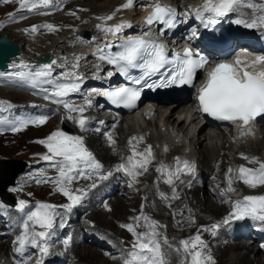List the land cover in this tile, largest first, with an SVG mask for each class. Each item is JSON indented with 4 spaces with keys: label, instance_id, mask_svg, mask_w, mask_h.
<instances>
[{
    "label": "bare ground",
    "instance_id": "obj_1",
    "mask_svg": "<svg viewBox=\"0 0 264 264\" xmlns=\"http://www.w3.org/2000/svg\"><path fill=\"white\" fill-rule=\"evenodd\" d=\"M66 1L67 0H54V4L61 5ZM171 1L180 3V5L183 6L185 5L184 0ZM190 1L192 3V5L190 6H193L191 8L192 10L200 6L198 1ZM78 2L76 4H65L63 10H65V12L68 11L69 14L75 13V15L78 16L77 18L80 19L82 23H87L89 19L81 15V11L86 10L93 15L95 20L92 22L90 20V24L88 26L85 25L78 27L80 25L77 24V28L73 33L66 32L62 34L61 31H55V34L60 35L61 37L48 39L47 36L44 35L47 32L46 28L37 31L36 33L26 31L32 26H39L40 28H42V25L45 24H51L55 28L61 29L65 24H67L68 20L62 18L56 12L41 15L36 18H28L29 20L25 21V24L21 27L12 26L11 31H17L20 33V36L16 38L17 40H19L17 42L19 44H27L29 49V51L27 52L23 48L24 50L17 60H37L43 57L45 54L49 53L51 57L59 58V64L53 67V76L55 77V79H61L66 72L72 71H76L81 77L83 75V71L84 73H86L87 69H85V67L89 66V62H79V67L76 69L71 67V65L76 62L74 58H81V54L85 50L84 48L79 46L80 42L76 41V37H78L80 32L83 30H90L93 36H100L104 32L101 31L97 27V25L108 27L113 23L129 24L131 20H133V22L136 21V23L139 24V21L144 16L146 7L149 4V0H134V6L131 9H122V5L126 3V0H80ZM253 2L259 4L258 2H264V0H253ZM55 7L57 6H54L50 9H54ZM117 9L121 10L117 11ZM19 10L14 13H18V15H15V18H19L20 13L21 16L26 15L25 13L27 11ZM109 15H114V17H116L117 19H112L109 21H103L102 19H100ZM138 19L140 20L138 21ZM2 36L11 38L9 34H2L0 37ZM48 42H50V44L45 46ZM69 52L71 53L68 57L67 55ZM72 55L74 57H71ZM16 61H14L10 65L9 71L4 72L3 75H0V83H3L5 81L4 75H6L7 73H14L15 71L19 70L12 67V65L16 63ZM65 80H69V78H65ZM85 88H87V86L80 88L79 91ZM76 93L77 92L71 93L63 99L74 107H84L85 111L83 113V118H85L87 121L85 126L86 130H82L76 122L81 118V114L79 112L69 113L62 104H56L53 102L51 105H46L41 99H33L24 92L9 91V93L6 94V90L0 89V101L12 105V107L7 111L0 112L1 135L3 133L13 134L14 132L10 130L11 127L17 125L20 121L37 119L41 116H46L48 117V119L53 118L56 121L59 120L58 129L59 131H62L61 128L64 120V125L69 126V129L73 130V133L75 134L67 132L65 133L70 136L81 137L84 140L87 149L92 152L96 160H98L102 165V169L100 170V172L94 173L93 178L99 180L96 184V187L92 188L84 196L82 202L74 207L70 213H63L56 217L57 228L62 230L65 235L68 236L70 234L72 235V237H75L83 236L87 229H89L90 231L92 230V227L96 225L95 228L98 231L99 236L106 235L110 240H113L112 243H114L115 248L118 250L120 249L118 254H120L121 258L124 257L125 259L128 252L120 248V238L117 237L118 234L116 233L117 229L115 226L117 224H131L133 221H135L134 218L137 217V213L142 211V214L146 215L151 220H154L155 217H165L170 219V222L167 225L159 223V225L163 227L158 228V232L159 230L165 231L167 228L173 230V232H180L181 226H196L197 224H199L200 231L194 229L191 236L197 234L198 231L199 233H202H200V235L204 237V239L206 240L205 242L208 244V252H210L213 258H217L218 256L217 261H215L216 264H264V260L260 257L259 252L255 249L248 248L240 243H237L234 246L227 245L223 240L221 233H219V235L217 233L215 236H213L211 231H202L203 228L210 229L212 223L220 224V220L225 217L226 214H228V212L230 211V205L233 203V200H231L229 197L226 198V194L221 195L222 190H225L228 187V179L226 176H224L223 173L225 163L228 160H233L234 162L231 164V167L236 169L238 167H244L241 165V159H237L242 157L243 155V157H247L249 159H258L257 168H246L253 170L258 169L260 167L259 163L262 164L263 162L261 158L262 154L260 153V148H256V146L261 143L260 139L256 141L246 139L234 143L222 131L211 130L207 127L206 124L201 125L200 120L196 116L189 122L187 116L188 106L183 103L171 101L161 104L160 106L152 110L150 112V115L153 114L154 116L151 117L150 120L145 122L136 121L130 124L126 123L127 126L122 122L120 123L119 129L113 131L111 129V126L104 125H112L114 122L109 120L105 121V123L102 124L99 112L93 109L91 104L88 105L87 101L85 103H82L78 99L79 95ZM42 99H44V96H42ZM168 111L169 114L167 115ZM69 115H71L73 119H68L67 117ZM101 126L104 127L99 130V127ZM35 127L38 128V126L35 125H29L27 128H25L30 132L27 130L25 137L22 138L21 141H17L15 144L16 146L11 147L12 152H14L15 149H19V145L28 143L35 144L36 147H40L41 144L36 143V141L46 139L49 135L55 132V130L49 129V132L44 134L46 131H34ZM259 129L261 134L264 136V124L261 125ZM138 131H141L146 137L145 143H141L137 139H132L133 137H135L134 134ZM109 135H111L112 139L115 141V144H111L109 142ZM130 140H132V144L135 145L137 151H144L147 146H151L155 157L152 163L149 165L148 171L143 175L137 177V180L135 182H133L132 178L126 175L123 171L115 174L112 173L114 165L118 166L122 163H126L127 157L131 155L132 149L129 145ZM185 142L187 145L183 146V150H188L187 154L194 158V164L196 166L195 174H181L180 179L174 181V184L171 186L166 184L165 182L162 183L158 178V172L156 171V168L161 164H164L169 168L174 169L175 167L173 166V157L182 153L179 152V149L181 147L179 145L182 143L184 144ZM164 145L168 147V151L166 152L164 151ZM120 149L123 150V155H120ZM236 149H238V151L234 154V150ZM229 150H231L232 153L228 156L226 152ZM155 162L157 163V166H154ZM17 168H19V166L15 164H5L4 162L0 163V174L6 175L4 181H2L0 177V194L6 201H8L7 197L2 193L1 188L5 181L8 180V175L15 172ZM109 172L112 173L110 176L107 175ZM214 174L216 175L213 176ZM231 174L236 175L237 171H233ZM159 175L163 179L166 178L161 174ZM206 175H209V177H211L208 178L206 177ZM99 176H107V178L99 179ZM25 177L24 179H21V181L24 183L23 185H25L26 187H30V189L35 192H42V190H45V188L54 187V184H32L29 182L31 179H25ZM123 177L127 178L124 179ZM199 177H203L205 179L203 186H200V184H198ZM145 178L151 183V188L145 194V198L143 199V201H140L139 199L136 200L134 198L130 199L129 197L131 195L138 193L137 185ZM113 180L116 181V187L114 188L112 193H107L105 185L107 182H111ZM194 180L196 181V184H193L195 183L193 182ZM86 181L87 180L83 178L78 179L75 182V186H73L74 189H83L84 186H87L88 183H90H87ZM181 181L183 182L181 183ZM126 183H129L131 185V190L126 189ZM207 183L209 184L208 188L203 190V187ZM210 186L215 187H212V190L210 191ZM232 187L235 190L238 187H243L246 192L248 190L251 191V189H254L258 191L256 193L254 192L255 196H264L262 191H260L264 190V186L250 188L242 181L233 179ZM173 188H175V191L178 195V198L176 199L172 198ZM14 189H16V194L19 195L23 188L18 187ZM200 192L203 194L202 199L199 196ZM161 194L167 197V199H162ZM46 195L48 196L49 194L47 193ZM120 196L122 198H120ZM107 197L112 198L109 204L103 205ZM125 201L128 202V205L134 203L133 201H135V203L138 202L135 210H131L130 212L132 213L130 220L128 212L129 207L125 205ZM41 203H45V201ZM0 204H2L1 200ZM5 209L6 212L4 211V214H0V228H2V231H4L3 234H0L2 236L7 235V239L9 240V242L5 241L0 244V258H3L9 264H19L24 258L23 255L27 253L28 249L27 247L22 256L16 251V249L19 247L17 243L18 237L23 234L22 222L24 219H26V216L22 215L21 213L16 216L11 209ZM30 210H35V208L33 207ZM109 216H112V222L106 220V217ZM2 218L4 220H2ZM62 218L64 220L65 226L63 228H60L59 224ZM189 218H191L194 223H189ZM206 218L207 220H205ZM80 219V224H82V226L77 225ZM114 219L119 220V222L115 221ZM87 221L89 222L85 223ZM114 223H116V225H114ZM140 224L143 225L142 223ZM221 231L226 233V229H223ZM124 235L127 237L128 234L123 230V237ZM162 236L164 238H167L170 245H174L176 247H179V241L186 238V235L183 237H177L166 236L162 234ZM1 241L2 239L0 238V242ZM84 244L85 245L82 248H75L76 252L75 250L73 252V254H75L74 258L68 262L69 264H120L119 262H116L117 257L113 256L114 253L111 254L112 256L108 255V253L105 251V246H102L101 248L99 246H95V248H93L94 245H90L88 241H86ZM215 244L216 246L214 247ZM68 246L70 245L68 244ZM71 246L73 247L77 245H74L73 243ZM165 247H168V245H166ZM64 249H66L67 251L66 246H64ZM242 249H247V252L245 254L237 252ZM168 250L170 252V255L166 257V259H168L169 261L168 264H177V262L181 263L185 260L184 253L182 251L177 252L175 251V248L169 247ZM102 251L104 252L105 256ZM252 255H254L255 257L252 258ZM14 259H16V262H14Z\"/></svg>",
    "mask_w": 264,
    "mask_h": 264
},
{
    "label": "snow or ice",
    "instance_id": "obj_2",
    "mask_svg": "<svg viewBox=\"0 0 264 264\" xmlns=\"http://www.w3.org/2000/svg\"><path fill=\"white\" fill-rule=\"evenodd\" d=\"M10 2L12 0H3V3L6 4ZM18 2L20 10H27L28 12L58 6L54 4V0H18ZM133 6L134 0H126V3L122 5V9H131ZM151 7H153V11L145 20V24L150 29L157 23L166 25L168 29H173L176 26L174 19L176 12L174 9L160 3H154ZM239 8H249L252 10L253 15L249 19H244L243 13H239L241 18L235 19L234 23L249 29L264 30V4L254 3L253 0H204L202 7L197 9L195 14L197 19L201 20L207 28L210 25H215L221 18L228 16L230 13L237 12ZM120 10L117 9V11ZM40 14L47 13L41 12ZM71 15H75V13H71ZM113 18L114 15H109L100 19L109 21ZM130 26L127 23L116 24L113 27L97 25L105 34L113 36ZM42 27L50 32L59 30L51 24H45ZM26 31L36 33L38 27L32 26ZM145 35L149 36V39L135 38L122 41L115 45V47L120 49L116 52H112L111 48L113 45L108 44L104 48L99 49L98 53L94 55L100 61L113 65L117 71L125 76L128 75L130 69H140L143 75L140 79L134 81L136 84H140L141 80L154 76L160 73L161 69L167 67L168 72L171 74L159 83L147 84L146 86L151 89L171 87L173 85L177 87L184 85L194 87L196 74L208 64L207 58L198 51L194 52L191 47H185L182 55L177 52L169 57L164 44L158 43L151 38L149 33ZM193 35H195V32H193ZM74 59L76 62L71 67L76 69L79 67L80 57H75ZM56 64V60L38 66L20 61L12 65L14 69H19L12 75L28 83L33 88L41 84H53L54 90L47 93L44 99L51 100V102L56 104H62L69 113L79 112L81 118L76 122L82 130H86L87 121L83 118L84 107H74L63 99L71 93L78 92L80 84L77 82L54 83L51 78L53 76V66ZM240 64L241 61L239 59L234 61V63L222 62L215 64L207 72L206 82L198 89L196 99L200 112L207 114L214 120L226 121L236 125L240 127L241 135H249L251 134V126L256 121V118L264 116V72L252 75L247 71H242L239 68ZM259 64H264V57H257L256 60L251 62L250 66ZM0 75H3V73H0ZM64 75L66 79L71 78L73 81L82 79L76 71L66 72ZM45 92H47L46 89ZM105 95L112 104L132 109L136 107L137 101L140 99L141 90L120 87ZM87 104L90 105L91 101H87ZM11 107V104L0 101V111H7ZM67 118L73 119L71 115ZM47 119L48 117L41 116L37 119L23 120L12 126L10 130L18 133L29 125L41 126L46 123ZM108 139L111 144H115L111 135H109ZM132 139L135 140L136 138L133 137ZM36 143L43 145L47 149L48 154L43 155L41 159L48 162L57 171L58 175L49 179L56 185L55 191L60 192L69 201L62 207L65 214L70 213L74 207L82 202L87 194L82 189L73 191L70 186L78 179H91L92 173L100 172L102 165L96 160L92 152L87 149L81 137L70 136L63 131L57 130L46 139L38 140ZM129 145L132 149L131 155L127 157L126 163L117 166L116 171H123L135 182L137 177L148 171V167L155 157L151 146L144 151H137L135 145L132 144V140L129 141ZM243 158L247 159V157ZM195 170L196 166L194 163L181 161L179 158L176 159L174 169L164 164L156 168L158 173L166 177L164 182L170 186L174 184V181L180 179L181 174L194 175ZM232 171V169L228 170L229 173H232ZM236 171L237 175L235 177L229 176L227 178L228 187L222 190L221 195L235 191L232 187L233 179L242 181L250 188L264 186V163L260 164V167L255 170L240 167ZM111 174L109 172L107 175L110 176ZM106 178L107 176H99V179ZM91 187L94 188L96 185L92 184ZM12 190L15 191L16 189ZM161 198L167 199L163 194H161ZM172 198H178L175 188H173ZM3 207L4 205L0 204V208ZM26 209H29L27 202L19 200L17 211L26 216V219L22 222L23 234L18 237L17 243L19 247L16 251L22 256L26 248L31 246L38 248L41 256H46L49 249L48 241L55 232L57 226L56 217L60 213L57 212L56 205L47 203H37L35 210L26 211ZM245 218L264 224V196H245L242 201L235 202L233 211L223 220V224L229 225L233 221ZM134 220V224L120 225L134 237L132 249L128 251L123 264H168L160 242L161 233L157 231L158 228L163 226L158 225L155 220H151L143 214L135 217ZM141 220L144 221L143 225L140 224ZM189 223H194V221L189 218ZM64 226L62 218L59 227L63 228ZM140 227L146 228L147 231L138 232L137 228ZM220 227V224H212L210 229L203 228L202 231H211L212 235L215 236ZM37 229L40 230L37 231ZM163 243L170 248L172 247L166 237ZM64 244L67 247L69 241L65 240ZM179 245L180 247L176 248V251H182L185 256L182 264H216L210 252H208L207 243L202 239L199 232L189 239L179 241ZM22 264H28L27 260L22 261Z\"/></svg>",
    "mask_w": 264,
    "mask_h": 264
},
{
    "label": "rangeland",
    "instance_id": "obj_3",
    "mask_svg": "<svg viewBox=\"0 0 264 264\" xmlns=\"http://www.w3.org/2000/svg\"><path fill=\"white\" fill-rule=\"evenodd\" d=\"M78 1H80V0H70V1H66V2H64V3H62L61 5H58L57 7H55L54 9H36V10H34V11H32V12H29L28 13V11L27 10H19V2H18V0H12V2H10V3H7V5H6V3H3V0H0V36L2 35V34H9L10 36H11V39L14 41V43H16V44H19L17 41H19V40H17L16 38L17 37H19L20 36V33L19 32H17V31H11V29H12V26H19V27H21V26H23L24 24H25V21H27V20H29L28 18H36V17H39V16H41V15H46V14H41V15H36V13L37 12H41V11H43V12H46L47 14H49V13H54V12H56V13H58L62 18H65V19H67L68 20V22H67V24H65L61 29L59 28V30L58 31H61V33L62 34H64V33H66V32H69V33H73L74 31H75V29L77 28V24H79L80 26H78V27H81V26H85V25H89L90 23V20H91V22L92 21H94L95 20V18L93 17V15L91 14V13H89V12H87L86 10H82L81 11V15L83 16V17H87L88 19H89V21L86 23H82V21L80 20V19H78L77 17L78 16H76V15H71V14H69L68 13V11H66L65 12V10H63V7L65 6V4H76ZM184 2H185V4L187 5V4H191V1L190 0H184ZM79 3V2H78ZM9 5H11V6H9ZM8 6V7H7ZM13 7V8H12ZM10 8V9H9ZM53 8V7H52ZM27 11L25 14L26 15H22L21 16V13H20V16H19V18H15V15H18V13L17 14H14L16 11ZM49 11H51V12H49ZM64 13V14H63ZM64 16V17H63ZM75 16V17H74ZM113 19H117L116 17H114ZM20 20V21H19ZM22 21V22H21ZM20 24V25H19ZM72 28V29H71ZM70 29V30H69ZM66 30V31H65ZM23 33V32H22ZM45 36H47V38L48 39H55L56 37H61L60 35H57V34H55V32H49L48 30H47V32L44 34ZM55 37V38H54ZM14 38V39H13ZM48 44H50V42H48V43H46V45L45 46H47ZM19 45H21L22 46V49L24 48L27 52L29 51V49H28V46H27V44H23V43H20ZM23 49V50H24ZM23 61H25V59L23 60ZM7 93H9V92H7L6 91V94ZM8 96V95H7ZM14 108V107H13ZM1 112V111H0ZM169 114V111H168V113H167V115ZM176 115V114H175ZM89 119V118H88ZM61 120H63V119H61ZM58 123H59V120H55V119H48L47 120V122L45 123V124H43V125H41V127L40 126H38V128L37 127H35L34 128V131H43V132H45L44 134H46L47 132H49V129H53V130H55V131H57V130H59L58 129ZM39 129V130H38ZM44 129V130H43ZM27 130L28 129H24V130H22V131H20V132H18V133H3L2 135L0 134V163L1 162H4V163H6V164H15V165H19V164H22V162H25V163H29V167H28V170L26 171V173L25 174H23L22 176H20L19 177V179L17 180V183H16V185H14V186H11L9 189H8V192L9 193H11L12 195H14L16 198H17V205L15 206V207H11V206H9V205H6L5 203H3L2 202V204L5 206V207H3V208H1V210H0V214L2 215V214H4L5 212H6V209L5 208H9V209H11L12 210V212L14 213V215H19L20 214V212H18L17 211V207H18V202H19V200H25L26 202H27V204L29 205V209H26V211H28V210H30V209H32L33 207L35 208V206H36V204L37 203H41V202H43V201H45V203H47V204H52V205H56L57 206V212L58 213H60V214H63V213H65V211H64V208L62 207L63 205H65V204H67V203H69V201L67 200V198L65 197V196H63L60 192H58V191H55V188H56V185L54 184V187L53 188H51V187H49V188H45V190H42V192H39V191H33V190H31L30 189V187H26L25 185H23L24 183L21 181V179L23 178L24 179V177H25V179L27 178V179H31L29 182L30 183H38V184H40V183H42V184H50V185H53V183L50 181V179L49 178H55L57 175H58V173H57V171H55V169L54 168H52L49 164H48V162H46V161H44V160H42L41 159V157L43 156V154L44 155H46V154H48L47 153V150H45L46 148L44 147V146H40V147H36V145L35 144H30V143H28V144H24V145H19V149H15L14 150V152H12L11 151V147L12 146H16L15 144H16V142L17 141H21L22 140V138H24L25 137V135H26V132H27ZM61 130L62 131H64V132H67V133H72V134H75V133H73V130H71V129H67V127H66V125H64V120H63V124H62V128H61ZM29 131V130H28ZM191 131H192V129H191ZM30 132V131H29ZM207 132V131H206ZM43 134V135H44ZM5 135V136H4ZM20 139V140H19ZM262 144V145H261ZM9 145V146H8ZM7 146V147H6ZM260 148V153L263 155L264 154V143H260L259 145H257L256 146V148ZM42 149H44V150H42ZM44 151V152H43ZM37 152V153H36ZM227 154H228V156L232 153V151L231 150H229V151H227L226 152ZM238 160H240L241 159V165L242 166H244V167H250V168H257L258 167V159H256V158H254V159H249V158H247V159H245V158H243V155H242V157H240V158H237ZM243 159V160H242ZM245 159V160H244ZM41 160V161H40ZM170 160V159H169ZM168 160V161H169ZM98 161V160H97ZM99 162V161H98ZM170 162V161H169ZM246 162V163H245ZM255 162V163H254ZM245 163V164H244ZM250 163V164H249ZM257 164V165H256ZM154 166H157V163L155 162V165ZM156 168V167H155ZM154 169V168H153ZM42 171V172H41ZM42 174V175H41ZM12 176V173H10V175H8V177H11ZM0 177H1V180L2 181H4L5 180V177H6V175L5 174H0ZM29 177V178H28ZM46 177V178H45ZM94 177V173H92V179H86L87 181V183L88 182H90V183H88V185L87 186H84L83 187V189L82 190H84L86 193H88L93 187H91V185L92 184H97L98 183V181L99 180H96V179H94L93 178ZM215 178V177H214ZM33 179V180H32ZM38 181H47V182H38ZM20 182H22V183H20ZM193 182H195V183H193ZM192 183L193 184H196V181L194 180ZM18 183H20V184H18ZM199 184V183H198ZM217 184V183H216ZM216 184H215V186H216ZM204 185V183L202 184V186ZM73 186H75V182L71 185V189L73 190V191H75V189H74V187ZM200 186H201V184H200ZM208 186H209V184L207 183L204 187H203V190H205V189H207L208 188ZM18 187H21V188H23L22 190H21V192H20V194L18 195V194H16V190L15 191H13L12 189H14V188H18ZM31 191H33V192H35V193H33V192H31ZM260 191H262V193H263V195H264V190H260ZM251 192H258V191H256V190H254V189H251ZM49 194L48 196L46 195V194ZM59 194V195H58ZM46 195V196H45ZM57 195V196H56ZM201 195H202V197H201ZM55 196V197H54ZM131 196H132V198H131ZM129 198L130 199H139L140 201H143V199H144V197L142 198V196L141 195H137V193L136 194H134V195H131ZM200 198L202 199L203 198V194L200 192ZM226 196V198L228 197L227 195H225ZM116 198H117V196H116ZM120 198H122L121 196H120ZM32 201H33V203H32ZM126 202V201H125ZM130 202V201H129ZM134 203H132L131 205H128L127 203L128 202H126V206H128L129 207V220H130V217L132 216V213H130L131 212V210H135V208L137 207V205H138V202H136L135 203V201H133ZM104 205V204H103ZM9 206V207H8ZM5 211V212H4ZM111 212V211H110ZM107 213H109V212H107ZM112 213V212H111ZM110 213V214H111ZM142 211L141 212H139V213H137V216H141L142 215ZM230 213H231V211L229 212V214L227 215V217L230 215ZM65 215V214H64ZM69 216V215H68ZM3 219V218H2ZM162 219H165L167 222L169 221L170 222V219L168 220V218H165V217H163V218H158V217H156V220H162ZM4 220V219H3ZM106 220H108L109 222L111 221H113V218H112V216H109V217H106ZM115 221H118L119 222V220H117V219H114ZM155 220V219H154ZM205 220H207V218L205 219ZM114 221V222H115ZM80 222H81V219L79 220V223H77V225H81L82 226V224H80ZM118 222H116V223H118ZM157 222V221H156ZM116 223H114V225H116ZM135 223V221H133L131 224H134ZM140 223H142V224H144V221L143 220H141L140 221ZM158 223V225H159V222H157ZM223 223V221L220 223V224H222ZM129 224V223H128ZM164 225H167V224H165V223H163ZM212 224H217V223H212ZM3 225V224H2ZM76 225V224H75ZM76 225V226H77ZM118 225V224H117ZM115 226L116 227V229H117V234H118V238H122L121 240L123 241L125 238H126V236L124 235V237H123V230L125 231V232H127V237H132V238H134L133 236H132V234L131 233H129L128 231H126V229H124L123 228V230H122V233H120V231H119V228H118V226ZM121 225V224H120ZM84 228V227H83ZM199 226L198 227H196L195 229H197V230H199ZM1 230H2V228H0ZM94 229H96V228H94ZM185 229H187V228H185ZM168 230V228L165 230V231H161V230H159V232L161 233V237H160V242L164 245V247L166 246L164 243H163V240H164V237L162 236V234H164V235H166V236H173V235H170V234H168V233H166V231ZM171 230V229H170ZM137 231L138 232H144V231H147V229L146 228H142V227H140L139 229L137 228ZM190 231V230H189ZM200 231V230H199ZM198 231V232H199ZM169 232V231H168ZM119 233H120V235H119ZM201 233V232H200ZM202 234V233H201ZM70 235V234H69ZM68 235V236H69ZM122 236V237H121ZM183 236H185V235H183ZM182 236V237H183ZM100 237V236H99ZM103 237H105L106 238V236L104 235ZM108 237V236H107ZM177 237H181V236H177ZM201 237H203L202 235H201ZM15 239H17V238H15ZM204 241H206L205 239H204V237L202 238ZM14 240V239H13ZM113 241V240H112ZM4 242V241H3ZM116 244V243H115ZM123 244V246L125 245V242H123L122 243ZM208 245V244H207ZM179 247H180V245H178ZM216 246V244L214 245V247ZM83 247V246H82ZM81 247V248H82ZM179 247H176V246H174V245H172V247L171 248H175V251H176V248H179ZM94 248V247H93ZM170 248V247H169ZM11 249V248H10ZM13 249V248H12ZM80 249V248H79ZM130 249H132V248H130ZM107 250V249H106ZM105 250V251H106ZM107 251H109V250H107ZM106 251V252H107ZM15 252V251H14ZM75 252H76V250H75ZM111 252V251H110ZM238 253H241V254H245L246 252H247V249H242V250H239V251H237ZM166 254V253H165ZM233 254V253H232ZM109 256H112L111 254H108ZM114 257H117L115 254L113 255ZM217 256V255H216ZM252 258H254L255 256L254 255H252L251 256ZM217 258H218V256H217ZM217 258H214L215 259V261H217ZM123 261H124V257H122L121 258V256L119 255V257H117V259H116V262H119L120 264H123ZM167 262H169L168 261V259H167ZM183 262V261H182ZM182 262H181V264H182ZM74 264V263H73ZM217 264H219V263H217ZM221 264V263H220Z\"/></svg>",
    "mask_w": 264,
    "mask_h": 264
},
{
    "label": "water",
    "instance_id": "obj_4",
    "mask_svg": "<svg viewBox=\"0 0 264 264\" xmlns=\"http://www.w3.org/2000/svg\"><path fill=\"white\" fill-rule=\"evenodd\" d=\"M20 52V47L14 44L9 38L3 37L0 39V68L6 69L7 63L11 61V58H15ZM48 56L40 62L47 61ZM6 164V163H5ZM19 168L12 173L11 177H8V180L3 184L1 191L6 195L7 200H4L6 203L15 205L14 198L7 192V188L13 185L20 174H22L27 166L25 162L18 165ZM1 195V194H0ZM2 196V195H1ZM3 198V197H2Z\"/></svg>",
    "mask_w": 264,
    "mask_h": 264
}]
</instances>
